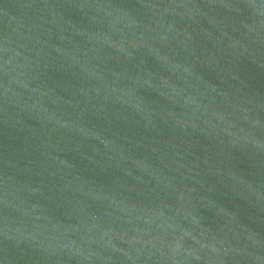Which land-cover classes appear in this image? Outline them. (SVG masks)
I'll list each match as a JSON object with an SVG mask.
<instances>
[{
	"label": "water",
	"instance_id": "95a60500",
	"mask_svg": "<svg viewBox=\"0 0 264 264\" xmlns=\"http://www.w3.org/2000/svg\"><path fill=\"white\" fill-rule=\"evenodd\" d=\"M0 264H264V0H0Z\"/></svg>",
	"mask_w": 264,
	"mask_h": 264
}]
</instances>
